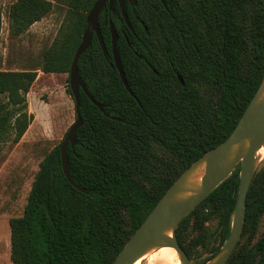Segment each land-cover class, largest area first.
Returning <instances> with one entry per match:
<instances>
[{"label":"trees","instance_id":"1","mask_svg":"<svg viewBox=\"0 0 264 264\" xmlns=\"http://www.w3.org/2000/svg\"><path fill=\"white\" fill-rule=\"evenodd\" d=\"M94 1L69 0L72 21L42 52L43 73L68 74ZM163 1H126L128 26L117 1L112 11L105 0L98 23L107 58L93 34L77 68L109 116L79 89L82 124L74 148L67 144L70 175L84 191L65 178L54 145L39 163L22 214L8 221L12 264H111L179 174L230 134L258 88L264 0ZM51 7L49 0H12L10 32L20 34ZM110 21L133 95L109 65ZM36 76L35 69L0 70V143L17 142L32 120L26 93ZM66 91L71 95L68 84ZM238 173L239 164L177 226L189 259L187 234L195 232V243L206 247L204 224L213 215L219 244L227 236ZM262 216L264 170L251 178L244 229L253 235ZM225 264H264V231L251 246L235 247Z\"/></svg>","mask_w":264,"mask_h":264},{"label":"water","instance_id":"2","mask_svg":"<svg viewBox=\"0 0 264 264\" xmlns=\"http://www.w3.org/2000/svg\"><path fill=\"white\" fill-rule=\"evenodd\" d=\"M120 13L129 26L125 2L133 6L137 0H116ZM164 4L163 0H160ZM105 0H95L85 16L86 26L81 40L75 49L68 72V86L74 103L75 120L66 130L58 147L60 151L61 168L67 181L76 189L84 191L75 183L69 172L67 144L71 149L76 144L77 130L82 124L79 114V89L90 101L104 113V104L97 102L88 92L77 68L80 55L87 49L94 34L101 50L106 57L105 45L100 33L98 16L104 6ZM109 8L113 11V0H108ZM111 35L110 66L115 68L119 77L129 92L133 95L124 70L120 63L116 41L118 34L114 24L109 23ZM107 58V57H106ZM181 84L182 78L177 76ZM122 120L118 117H111ZM264 148V75L263 78L243 110L236 125L230 134L219 144L205 151L200 157L187 166L172 182L169 188L161 195L137 229L129 236L122 249L118 252L111 264H132L136 259L153 248L162 246L172 247L181 264H192L189 257L179 245L175 230L180 221L190 213L219 183H221L239 164L238 187L233 207L229 232L218 251L206 264H225L231 255L241 235L245 220V198L255 169L258 157L256 152ZM203 166V172L198 182L192 181L195 171Z\"/></svg>","mask_w":264,"mask_h":264},{"label":"rangeland","instance_id":"3","mask_svg":"<svg viewBox=\"0 0 264 264\" xmlns=\"http://www.w3.org/2000/svg\"><path fill=\"white\" fill-rule=\"evenodd\" d=\"M49 1L52 3L50 11L15 35L9 29L8 10L12 0H0V70L37 71L36 79L26 93V110L32 114V120L17 142L0 143V264H12L9 219L22 214L40 161L60 143L75 120L73 99L66 91L67 73H43L39 67L42 52L72 21L69 0ZM263 170L264 148H261L253 175ZM231 218L232 213L229 228ZM204 225V231L210 236L206 247L195 243V232L186 236V243L192 245V264H206L226 238L219 244L220 227L216 215ZM263 231L264 216L253 235L243 225L235 247L240 250L251 246ZM216 247L217 251L211 253Z\"/></svg>","mask_w":264,"mask_h":264},{"label":"bare ground","instance_id":"4","mask_svg":"<svg viewBox=\"0 0 264 264\" xmlns=\"http://www.w3.org/2000/svg\"><path fill=\"white\" fill-rule=\"evenodd\" d=\"M263 148V147H261ZM259 148L256 155L259 159V154L261 152ZM203 172V166L198 168L192 175L191 180L198 182L200 180L201 174ZM132 264H181L176 251L170 246H162L159 248H153L138 259H136Z\"/></svg>","mask_w":264,"mask_h":264},{"label":"flooded vegetation","instance_id":"5","mask_svg":"<svg viewBox=\"0 0 264 264\" xmlns=\"http://www.w3.org/2000/svg\"><path fill=\"white\" fill-rule=\"evenodd\" d=\"M110 65V64H109Z\"/></svg>","mask_w":264,"mask_h":264}]
</instances>
